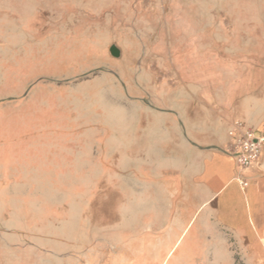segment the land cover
I'll return each instance as SVG.
<instances>
[{
  "label": "rangeland",
  "instance_id": "rangeland-1",
  "mask_svg": "<svg viewBox=\"0 0 264 264\" xmlns=\"http://www.w3.org/2000/svg\"><path fill=\"white\" fill-rule=\"evenodd\" d=\"M252 79L264 0H0V264H264L200 175Z\"/></svg>",
  "mask_w": 264,
  "mask_h": 264
},
{
  "label": "crops",
  "instance_id": "crops-1",
  "mask_svg": "<svg viewBox=\"0 0 264 264\" xmlns=\"http://www.w3.org/2000/svg\"><path fill=\"white\" fill-rule=\"evenodd\" d=\"M255 86L257 85L252 79L242 89L236 85L230 88L223 95L224 98L215 104V111L220 119L227 124L233 118H240L259 130L264 129V103H253L252 101L254 97H257L254 93L258 88ZM211 104L210 100L204 104L208 113L212 109ZM191 138L193 143L208 144L211 142L208 131L202 134L193 133ZM218 140L219 142L226 140V131L220 135ZM62 156L65 159V153ZM238 172L232 157L222 151H213L200 175L205 185L219 196L220 202L225 203V214L232 224L230 228L236 241L238 240L241 244L240 248L253 251L257 258L259 255L255 251L264 250V152L261 155L259 166L241 172L248 180L247 187H241L236 180ZM171 233L173 234V231ZM193 239L190 235L186 246H189V241L192 242ZM154 247L155 252L152 258L160 260L162 247L156 242Z\"/></svg>",
  "mask_w": 264,
  "mask_h": 264
},
{
  "label": "built area",
  "instance_id": "built-area-1",
  "mask_svg": "<svg viewBox=\"0 0 264 264\" xmlns=\"http://www.w3.org/2000/svg\"><path fill=\"white\" fill-rule=\"evenodd\" d=\"M222 152L232 157L239 171L235 178L241 187H247L248 180L241 172L260 165L264 152V129L259 130L240 118L231 120Z\"/></svg>",
  "mask_w": 264,
  "mask_h": 264
},
{
  "label": "water",
  "instance_id": "water-1",
  "mask_svg": "<svg viewBox=\"0 0 264 264\" xmlns=\"http://www.w3.org/2000/svg\"><path fill=\"white\" fill-rule=\"evenodd\" d=\"M110 52L112 55L116 56L118 54V49L114 46L110 47Z\"/></svg>",
  "mask_w": 264,
  "mask_h": 264
}]
</instances>
